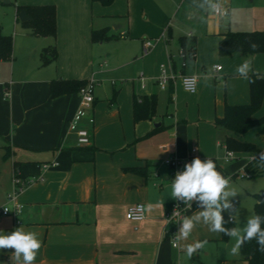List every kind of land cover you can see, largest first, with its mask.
Returning a JSON list of instances; mask_svg holds the SVG:
<instances>
[{
  "label": "crops",
  "instance_id": "obj_1",
  "mask_svg": "<svg viewBox=\"0 0 264 264\" xmlns=\"http://www.w3.org/2000/svg\"><path fill=\"white\" fill-rule=\"evenodd\" d=\"M233 1L223 0L230 18L221 20L205 15L196 0H113L108 5L93 0H18L16 6L51 4L55 8V35L15 33L11 56L0 58V206L12 189L14 173L23 180L40 177L18 193L22 209L16 219L0 213V230L8 234L23 226L24 231L35 232L42 247L34 264H188L191 262L182 250L184 245L197 240L221 241V233L219 236L195 229L187 241H179L178 249L170 248L164 219L172 201L168 197L170 179L160 158L186 156V151L178 150L176 145V128L183 124L167 113L165 117L172 122L166 125L153 121L156 113L151 119L133 121V100L155 94L150 89L135 93L133 82L140 81L141 75L135 71L127 78L131 83L128 90L113 88L110 95L97 97V80L104 74L123 76L119 71L129 63L116 58L106 69L110 54L101 59L105 40L93 41L90 35L93 29L106 28L113 38L117 31L128 39L131 48L127 56H134L131 65L150 76L143 77V89L149 82L157 86L159 62L172 58L179 48L197 50L196 59L189 61L182 73L196 77L198 89L189 93L200 102L204 88L215 83L208 106H214L213 123L222 116L226 103L249 101V81L235 75V68L247 55L239 51L222 55L227 56L222 60L226 66L215 69L219 39L227 31L264 30V18L242 22L243 29H234L238 20L229 8ZM147 40L152 46L138 60L135 54L140 45L143 50ZM48 48H53L56 56L43 62V53L49 55L45 51ZM251 56L256 75L264 76V69L257 66L256 53ZM207 60L211 68L202 75L199 67ZM135 61H139L137 67ZM54 79L94 82L92 107L78 124L92 132L88 147L78 146L75 133L68 128L79 106V96L77 92L51 96ZM172 88L169 82L168 92ZM167 98L172 101V95ZM175 103L178 105L176 96ZM89 115L93 125L87 121ZM262 115L264 95L254 116ZM158 126L162 127L146 136ZM221 130L224 138L232 135L239 141L252 142L259 153L264 152V123L242 133ZM223 139L216 144L222 147ZM235 153L244 154L246 163L253 157L250 152ZM53 160L57 165L42 167ZM133 167L141 172L131 171ZM218 167L222 168L220 164ZM135 203L143 204L139 221L125 216L127 208ZM198 210L197 205L187 216ZM229 242L233 244L230 240L225 244L231 252ZM12 252L14 249L0 251V262L15 264ZM221 256L219 264H247L241 254L234 257L223 252ZM195 258L198 264H205L198 255Z\"/></svg>",
  "mask_w": 264,
  "mask_h": 264
},
{
  "label": "rangeland",
  "instance_id": "obj_2",
  "mask_svg": "<svg viewBox=\"0 0 264 264\" xmlns=\"http://www.w3.org/2000/svg\"><path fill=\"white\" fill-rule=\"evenodd\" d=\"M18 4V0H9V3L4 4L0 1V28L4 34L11 36V39L14 37L15 33H19L21 31H30L31 24L30 22H21L17 17L16 5ZM230 11L235 15L234 17L238 22L233 24L234 29H243V23L247 21H252L256 19V21L260 18H264V0H236L233 1L229 6ZM244 31H247L244 29ZM186 36L188 34H185ZM136 42V41H134ZM129 44V46H128ZM102 48H104L103 55L101 59L104 60L106 54H110L106 69H108L112 63L116 60V58L120 62H127L129 65L124 63L123 67L119 71V73L123 76L118 75L109 76V74H104L101 80H97L95 83V88H97V97H103L104 95H110L112 93L113 88L128 90L131 87L130 81L127 80L128 76L135 71L137 74H141L145 79H148V74L143 71H138V68L133 67L132 61H134L132 56L131 58L127 56V52L129 51L130 43L127 38L121 36L114 32V38L105 40L102 43ZM188 47H185V53L187 63L189 61L193 62L197 57V50H194L193 57H188ZM182 48H179L178 51L172 58L164 63H158V73L155 79L160 76L161 66L164 68L166 74H172L174 77L171 81L173 86L172 92H168L169 82L166 84L164 89H161L158 84L155 86L152 82H149L145 89L140 86V81L135 80L133 82V89L135 93L140 94L144 90L150 89L153 93L156 94L157 102H156V117L153 121L159 122L161 121L164 125L172 122L165 117V113L171 114L174 117V121L179 119L181 121L179 123L183 124L182 128H176V145L177 149L189 154L190 150L194 148L197 152V156L202 158H214L219 164L222 166L218 167L225 176H229L235 174L234 178H231L232 186H234L238 190L237 197L233 198V202L236 204V207L239 209L238 217H233V225L239 226L243 225L246 222L248 216L253 215V206L255 202V194L260 193L262 189H264V177L263 175H256L251 177L243 176L245 174V170L243 169L246 163V156L244 154H238L234 152V158L224 161V156L226 149L222 146L216 144L217 141H221L224 138V131L222 128L215 126L212 123L214 106L211 103L212 109L209 106V94H215V83L212 82L208 87L204 88L203 91V100L199 101L198 97H195V94H190L186 92L181 84L180 74H182V59L179 56V51ZM139 58L146 56L147 52L144 53L142 50V45H140L139 49L135 54ZM257 66L261 69H264V51L257 52ZM222 60H227V56H222L217 52V65L226 66L223 64ZM136 67L139 64V61H135ZM211 61L207 60L201 63L199 67L200 73L203 75V71H206L208 74L211 68ZM103 66V63H102ZM108 67V68H107ZM213 77V74H212ZM113 78V79H112ZM198 83L196 82V89H198ZM97 86V87H96ZM202 88V87H201ZM197 91V90H196ZM172 95V101H168V96ZM175 96L178 97V105L175 103ZM101 102H105L108 104L106 100L103 101V98H100ZM181 119V120H180ZM160 138V137H159ZM158 140V139H157ZM179 157V156H178ZM161 162L165 158H160ZM162 164V163H161ZM193 210V209H192ZM191 210V211H192ZM190 211V212H191ZM189 212V213H190ZM225 215L231 216L229 212H225ZM198 231L207 232L209 234H213L214 232L209 231L208 226L204 224H199L195 228ZM194 229V230H195ZM178 232V228H177ZM219 234L220 233H215ZM170 244V248H179V241L176 240V246L173 247L171 245V238H167ZM230 239L228 238V241ZM208 245L205 250L198 253V259L203 261L205 264H219L222 260L223 252L229 254V256L239 257V252L231 251L226 249L225 241L223 240H207ZM231 241V240H230ZM233 242V241H232ZM228 244H231L229 242ZM172 246V247H171ZM224 250V251H223ZM199 260V261H200ZM220 260V261H219ZM239 261V260H238ZM188 262L193 264H198V260L192 259ZM222 263V262H221Z\"/></svg>",
  "mask_w": 264,
  "mask_h": 264
},
{
  "label": "clouds",
  "instance_id": "obj_3",
  "mask_svg": "<svg viewBox=\"0 0 264 264\" xmlns=\"http://www.w3.org/2000/svg\"><path fill=\"white\" fill-rule=\"evenodd\" d=\"M196 6L207 16L218 17L221 20L230 18V12L225 8L223 0H196ZM250 47L255 50L258 46L252 43ZM255 74L252 56L250 54L244 56L242 62L235 68V75L254 82L251 76ZM224 86L227 87V84ZM254 158L264 167V152H261L258 158L256 156ZM167 183L170 189L168 197L182 202L189 209L195 202L199 208L194 214L184 216L178 221L180 227L174 237L175 240L187 241L197 225L202 223L208 226L209 231L222 233L233 241V251L255 240L258 250L264 253V215H250L243 225L226 227L233 222V217L239 215V209L233 202V198L239 193L232 186L231 177L225 176L214 160H201L195 157L185 164L183 171H178ZM160 203L164 204V201ZM256 203L264 205V200H256ZM4 210L9 211L7 208ZM225 212L231 214L229 220H225L223 215ZM207 245V240H197L184 245L182 250L190 261L194 255L205 250ZM41 247L42 242L37 234L24 231L23 226L8 234L0 230V251L14 249L11 254L15 264H34Z\"/></svg>",
  "mask_w": 264,
  "mask_h": 264
},
{
  "label": "trees",
  "instance_id": "obj_4",
  "mask_svg": "<svg viewBox=\"0 0 264 264\" xmlns=\"http://www.w3.org/2000/svg\"><path fill=\"white\" fill-rule=\"evenodd\" d=\"M99 1L104 5L110 4L113 0H93ZM24 9L30 17L28 21L31 24L30 33L39 34L41 36L55 35V8L51 4L46 5H23L16 6L17 13ZM91 39L93 41H103L113 38L107 33L106 28L93 29L91 31ZM255 43L258 47L253 50L250 45ZM218 53L220 55H229L234 51H239L244 55H252L257 52L264 51V30L262 31H227L218 41ZM42 61L46 62L56 56L53 48L45 49ZM12 51V39L8 34L2 33L0 29V58H9ZM194 52V51H193ZM47 55V56H46ZM249 82V101L244 104H228L224 105L223 114L216 117L213 121L218 126L230 133H242L253 127L264 123V115L255 117L254 114L259 110L264 95V76L252 75ZM84 79H54L50 84V94L55 97L63 93L77 92L80 87L86 84ZM157 98L155 94L149 97L140 96L134 99L132 104L133 121L137 122L144 119H151L155 115ZM162 126H158L149 131L146 136L159 130ZM226 149L234 152H250L253 154L246 165L243 167L246 171H251L254 176H260L264 172V167L254 158L259 157V150L252 142L239 141L232 135H226L221 142ZM88 147V146H83ZM90 148V147H89ZM131 171L140 173L139 168H130ZM256 200H264V189L260 193L255 194V202L253 206V215H264V205L257 204ZM224 215L225 220H229L228 215ZM233 222L226 225L232 227ZM221 240L227 241L228 237L221 233ZM240 254L247 264H264V253L258 250L255 240L245 243L240 247Z\"/></svg>",
  "mask_w": 264,
  "mask_h": 264
},
{
  "label": "built area",
  "instance_id": "obj_5",
  "mask_svg": "<svg viewBox=\"0 0 264 264\" xmlns=\"http://www.w3.org/2000/svg\"><path fill=\"white\" fill-rule=\"evenodd\" d=\"M152 46L151 41H145L143 44V51L147 52V50ZM179 56L182 59V67H185L187 63L186 53L184 49L179 51ZM188 57H193V52H187ZM215 69H220L219 65L215 66ZM172 74H166L164 68L161 66L160 76L157 78V84L160 88H165L168 82H171L173 79ZM143 76L140 75V86L144 87ZM181 84L183 88L193 93L196 90V77L193 75L180 74ZM94 82L92 80H87L86 84L79 88L77 94L79 96V106L76 111L73 113L71 118L68 121L69 130L73 131L76 135V143L78 146H88L91 143V135L92 132L89 128L80 127L79 121L86 114L87 110L92 107L94 101L93 95ZM7 95V92H5ZM87 121L89 125H93L94 119L91 115L88 116ZM225 148V146L223 145ZM226 149V148H225ZM196 150L192 148L189 154L185 157H178L176 155H171L166 157L163 160L164 165L169 170V179L170 181L174 178L175 174L178 171H183L186 163H189L193 160V158L198 157L196 154ZM234 158V152L226 149L224 161ZM212 159L215 161L217 166H219V162L214 158H202L201 160ZM252 159V158H251ZM57 165L56 161H52L50 163H43V168H48L50 166ZM264 177V172L261 174ZM231 178L235 177V174L229 175ZM243 176L251 177L254 176V173L251 171H246ZM39 178H31L27 180H23L17 173H14L12 176V189L6 195V203L0 206V213L2 215L12 216L14 219L20 214L22 209V204L17 201L18 193L28 184H31L35 181H38ZM197 204L194 202L191 208H187L182 202H178L175 199H172L169 208L165 211L164 219L166 221L167 227L165 230V234L167 237L171 238V245L173 247L176 246V240L174 239L177 234V228L180 225L178 221H180L184 216H187L189 212L195 207ZM7 208L9 211H5L4 208ZM18 212V213H17ZM126 218L131 221H139L143 218V204L135 203L127 208ZM18 222V220H16ZM172 264H182L179 261H174ZM193 264V263H188Z\"/></svg>",
  "mask_w": 264,
  "mask_h": 264
},
{
  "label": "water",
  "instance_id": "obj_6",
  "mask_svg": "<svg viewBox=\"0 0 264 264\" xmlns=\"http://www.w3.org/2000/svg\"><path fill=\"white\" fill-rule=\"evenodd\" d=\"M2 3L7 4V3H9V0H2ZM17 17H18V19L21 22H25V21H28L30 19V17L26 14V11L24 9L20 10L17 13ZM228 248H230L231 250H233L232 249V244H228ZM235 252H240V248L239 249H236Z\"/></svg>",
  "mask_w": 264,
  "mask_h": 264
}]
</instances>
